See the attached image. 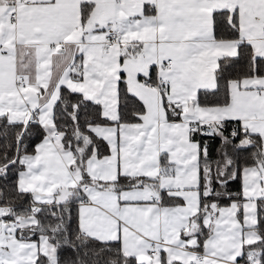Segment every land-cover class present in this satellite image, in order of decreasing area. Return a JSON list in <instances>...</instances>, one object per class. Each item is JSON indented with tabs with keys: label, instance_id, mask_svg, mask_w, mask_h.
<instances>
[{
	"label": "snow or ice",
	"instance_id": "obj_1",
	"mask_svg": "<svg viewBox=\"0 0 264 264\" xmlns=\"http://www.w3.org/2000/svg\"><path fill=\"white\" fill-rule=\"evenodd\" d=\"M0 264H264V0H0Z\"/></svg>",
	"mask_w": 264,
	"mask_h": 264
},
{
	"label": "trees",
	"instance_id": "obj_2",
	"mask_svg": "<svg viewBox=\"0 0 264 264\" xmlns=\"http://www.w3.org/2000/svg\"><path fill=\"white\" fill-rule=\"evenodd\" d=\"M218 143V142H217ZM215 145H213V152H214Z\"/></svg>",
	"mask_w": 264,
	"mask_h": 264
}]
</instances>
